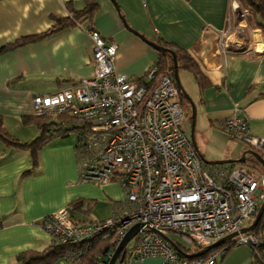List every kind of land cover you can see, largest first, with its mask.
I'll list each match as a JSON object with an SVG mask.
<instances>
[{
	"label": "crops",
	"instance_id": "1",
	"mask_svg": "<svg viewBox=\"0 0 264 264\" xmlns=\"http://www.w3.org/2000/svg\"><path fill=\"white\" fill-rule=\"evenodd\" d=\"M97 1L99 10L92 18H82L77 25L40 41L1 52L20 39L54 29L58 21L83 10L86 0H0V115L11 135L20 142L40 136L41 130L35 126L33 139L19 138L33 125L25 124L24 119L35 117V95L53 94L94 77V43L88 34L93 29L118 45L116 71L133 80L143 78L160 58V51L136 32L155 43H169L195 59L209 84L201 89L193 74L179 68V77L190 74L197 90L190 94L181 84L196 105L208 137L221 143L220 148L208 151L209 156L203 152V157L212 162L239 159L250 150L225 130V120L234 114L235 105L247 118L252 135L264 138V32L246 28L252 41L244 52L221 54V33L230 24L232 0ZM75 145L52 141L40 151L34 174L25 177L23 174L32 168L31 154L8 148L0 141V264H16L22 253L49 247L51 240L42 223L50 214L70 207L77 220L102 221L112 215L110 201L123 198L116 183L102 186L79 182ZM78 200L84 202L81 211L71 206ZM95 202L107 211L96 214ZM88 206L91 210L86 213ZM218 262L256 264L247 245L231 248L218 257ZM55 264L70 263L61 259ZM117 264L168 263L161 257H148Z\"/></svg>",
	"mask_w": 264,
	"mask_h": 264
},
{
	"label": "built area",
	"instance_id": "2",
	"mask_svg": "<svg viewBox=\"0 0 264 264\" xmlns=\"http://www.w3.org/2000/svg\"><path fill=\"white\" fill-rule=\"evenodd\" d=\"M248 18V9L232 0L221 54L244 52ZM88 34L94 43V77L35 95L34 113L52 122V133L77 135L79 182L105 186L118 181L125 198L112 201L113 216L101 222L78 221L70 207L50 214L42 225L51 242L77 245L101 238L109 243L111 259L129 231L140 225L123 251L125 260L161 257L168 264H217L226 248L206 261H191L167 238L175 242L172 236H179L187 244L209 248L238 233L237 245L250 246L264 262L262 239L251 231L241 233L264 203V168L204 163L186 134L175 76L156 65L141 83L119 74L118 45L93 29ZM240 111L235 105L225 130L264 158V138L252 135ZM79 255L70 252L65 259L75 263Z\"/></svg>",
	"mask_w": 264,
	"mask_h": 264
},
{
	"label": "trees",
	"instance_id": "3",
	"mask_svg": "<svg viewBox=\"0 0 264 264\" xmlns=\"http://www.w3.org/2000/svg\"><path fill=\"white\" fill-rule=\"evenodd\" d=\"M238 1L241 4H243V6L246 7V9H248L249 22L251 27L260 29L264 32V0H238ZM98 10H99V2L97 0H86V6L83 10L77 12L74 15L71 14L70 17L66 20L58 21L57 23L58 26L56 25L54 29L42 35L30 36L20 39L12 45L3 47L1 49V52L11 50L28 43L40 41L45 37L56 33L59 30L71 26H75L82 18H92L94 13ZM157 44L164 48L170 49L176 53L179 68L193 74L197 84L201 89H203L205 86L209 84V80L203 76L201 68L199 67V65L191 55H189L184 51H181L180 49L173 47V45L169 43L158 41ZM156 66L158 67L160 72L169 71L174 75V63L172 60V56L169 53L160 52V58ZM137 81L141 83L143 81V78ZM180 99L185 110L186 102L181 91H180ZM190 120L192 122V118H190ZM24 122L25 124H35L41 130L40 136L31 142H20L17 138H15L13 135H11L8 132V130L4 126L3 117L0 115V141H2L8 148L29 152L31 154L32 168L23 174L25 177H28L33 175L36 169L39 167L40 151L48 144H50L52 140L55 139L56 137H68L69 134L52 133L51 130L49 129L52 125V122L49 121L48 118L27 117L24 119ZM250 160L256 163L258 166H261L253 157H251ZM71 206L81 211L82 209H84V202L78 200L73 202ZM88 207L89 208L85 211L86 213H88L91 210V207L90 206ZM263 218L264 216L262 217L258 226H256L251 231L252 233L259 236L260 239H262L263 244L261 246V251H264ZM78 221H87V220H78ZM235 246H238L236 243V239L228 241L224 245H221L220 247L214 249H210V247L200 248L195 246L194 250H185L182 246L180 247L182 248L181 254L184 257L190 259L191 261H195V260L206 261L214 253L219 252L218 251L219 249L226 248L227 249L226 253H227L231 248ZM107 248H109V243L102 240L101 238H94L79 243L77 245L61 244V243L58 244L51 242V245L46 249H44L43 251H27L25 253H22L21 255L18 256L16 264H55L57 261L61 259H65L70 252H75V251L78 252V254H80L79 258L75 263H71L68 261L70 264H108L110 259L107 256V252H106ZM226 253L222 254L221 256H225ZM253 254L256 264H264V262H262L260 258H258L254 250H253ZM217 264H219V262Z\"/></svg>",
	"mask_w": 264,
	"mask_h": 264
},
{
	"label": "water",
	"instance_id": "4",
	"mask_svg": "<svg viewBox=\"0 0 264 264\" xmlns=\"http://www.w3.org/2000/svg\"><path fill=\"white\" fill-rule=\"evenodd\" d=\"M114 3L116 5V2H114ZM116 7H118V5H116ZM122 20L124 21V23H126L124 17H122ZM134 32H136V31H134ZM136 34H138L143 41L148 43L150 46L154 47L156 50H158L160 52H164V53H169L172 56V60L174 63V75H175V79L177 82V86H178L179 90L181 91L185 100H187L190 103L191 109H192L191 141L194 144L198 153L200 154L203 162L207 163V164H211V165L243 164L247 161V156L249 155V156L253 157L264 168V158L260 154H258L255 151H252V150L245 151L242 154L241 158H239V159H229V160H222V161H216V162H210V161L205 160V158L202 156V154L199 151V148L197 146L196 139H195V130H196V124H197V108H196V105L194 104L193 100L186 93L185 89L183 88V86L181 84V80L179 77V66H178L176 53L170 49H167V48H164V47L158 45L157 43H155L153 41L148 40L144 35H140L137 32H136ZM263 216H264V203H263L262 207L260 208L259 213H258L255 221L252 223V225H250L247 228L242 229L241 233H247V232L252 231L256 226H258V224L261 221ZM140 228H141L140 225H136L129 231V233L126 235L124 240L121 242V244L115 250V252H114L112 258L109 260L108 264H117V262L123 263L125 261V255H124L123 251L126 248V246L128 245V243L137 235ZM237 235H238V233H234V234L220 240L219 242H217L216 244L211 246L210 249L218 248L221 245H224L228 241L233 240ZM167 240L172 244V246L176 249V251H178L179 253H182V249L174 241H172L169 238H167ZM108 251H109V248L106 249V252H108Z\"/></svg>",
	"mask_w": 264,
	"mask_h": 264
},
{
	"label": "rangeland",
	"instance_id": "5",
	"mask_svg": "<svg viewBox=\"0 0 264 264\" xmlns=\"http://www.w3.org/2000/svg\"><path fill=\"white\" fill-rule=\"evenodd\" d=\"M241 6L243 8H246V7L243 6V4H241ZM247 24H248L247 25V29L248 30L250 28H252L251 25H250V22H249V18H248V23ZM255 29H257V28H255ZM247 33L248 32L246 31V36H247V43L246 44L248 45V44H250V42L252 40L250 38V34L249 33L247 34ZM184 75L183 74L180 75L181 82L184 83L186 89L189 91L190 94H194L193 93L194 92V89L197 90V86L194 84L193 77L190 74H188V73H184ZM185 102H186L185 103L186 104L185 105V118H184L183 123H184V127H185L186 134L189 136V138H191V125H192V122H191L190 118L192 116V111H191L192 109H191L190 103L187 100H185ZM35 126L36 125L33 124L32 126H29L28 128H26V131L25 132H22L21 135H20L21 137H19V138H21L23 140H31V138L33 139L34 138V134L37 133V130H36ZM195 139H196V143H197V146L199 148V151L203 155L205 153L206 156L207 155L209 156L208 151H210V150H216L217 148H220V146H221V143L214 142V141H212L208 137L207 132L205 131L204 127L201 125L200 120L198 119V114H197L196 130H195ZM63 140L64 141H69L71 143H76V144H77V141H78L77 135L75 133H71V134H69L68 137H65V138H63V137H56L52 141H53V143H57V142H60V141H63ZM204 158H205L206 161H211L212 162V159H210L209 157H204ZM238 166H240L241 168H244V169H248V170H255V171L258 170V171H261V172L263 171V168L261 166H258L256 163H254L253 161H251L249 159L245 163L239 164ZM113 183H116V184H118L121 187V185L119 184L118 181H114ZM121 189H122V187H121ZM122 193H123V198L120 199V200H118V201L124 200L125 195H124L123 189H122ZM110 204H112V201H110ZM93 210H94V212L96 214H98L99 212L102 213L104 211L105 212L107 211V209H106L105 206L104 207H103V205L97 206V202H95L93 204ZM112 216H113V212H112V215L108 219H110ZM108 219H106V220H108ZM87 221H91V220L90 219H87ZM94 221H97V220H94ZM102 221H105V220H102ZM172 239L175 240V242H177L185 250H194V248H195V246L185 243L181 239V237H179V236H172ZM248 247L251 249V251H253L250 246H248ZM218 251L219 252H216V253H220L222 250L219 249ZM216 253H214V254H216ZM189 255H191V254H189Z\"/></svg>",
	"mask_w": 264,
	"mask_h": 264
},
{
	"label": "flooded vegetation",
	"instance_id": "6",
	"mask_svg": "<svg viewBox=\"0 0 264 264\" xmlns=\"http://www.w3.org/2000/svg\"><path fill=\"white\" fill-rule=\"evenodd\" d=\"M248 159L250 160V159H251V156L248 155V156H247V160H248Z\"/></svg>",
	"mask_w": 264,
	"mask_h": 264
}]
</instances>
